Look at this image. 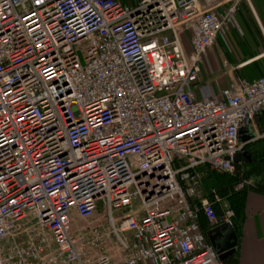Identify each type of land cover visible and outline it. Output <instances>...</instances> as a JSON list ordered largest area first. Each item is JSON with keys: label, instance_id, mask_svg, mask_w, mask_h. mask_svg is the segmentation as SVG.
Segmentation results:
<instances>
[{"label": "built area", "instance_id": "2783aa9c", "mask_svg": "<svg viewBox=\"0 0 264 264\" xmlns=\"http://www.w3.org/2000/svg\"><path fill=\"white\" fill-rule=\"evenodd\" d=\"M240 1L0 0V264H224L203 179L234 176L264 74L199 75Z\"/></svg>", "mask_w": 264, "mask_h": 264}, {"label": "crops", "instance_id": "0c3cea01", "mask_svg": "<svg viewBox=\"0 0 264 264\" xmlns=\"http://www.w3.org/2000/svg\"><path fill=\"white\" fill-rule=\"evenodd\" d=\"M249 3V10L252 11L253 15L249 14L248 19L241 22L242 25L239 22L238 31L241 33V39L248 42L247 47L258 46L254 45L251 39V34H255V39L264 48V0H249ZM252 23L253 26H251ZM184 46L187 50L189 49L187 43H184ZM249 64L241 65L239 70L246 68ZM202 65L203 61L201 68H203ZM257 78L253 77L248 81ZM208 90L211 95L217 96V93H213L209 87ZM245 127H247L249 136L246 147L241 153L240 165L248 162L246 167L249 168L250 162H254V165H260L257 163L263 160L260 165L261 170L247 178L250 179L252 186L237 191L233 185H231L232 187L223 186V198L230 208V200H233L234 203L235 200H239L238 205H240L237 209V222H240L241 228L237 246L232 253L236 256V264H264V192L255 191L256 184L264 182V114L255 117ZM242 140L244 139L242 138ZM240 176L236 179L237 182L242 179V175Z\"/></svg>", "mask_w": 264, "mask_h": 264}, {"label": "rangeland", "instance_id": "374dc122", "mask_svg": "<svg viewBox=\"0 0 264 264\" xmlns=\"http://www.w3.org/2000/svg\"><path fill=\"white\" fill-rule=\"evenodd\" d=\"M123 1L132 2L133 0ZM245 5L248 6V10L244 8ZM249 8L245 0L239 2L238 9L231 18V24L222 26L221 35H219L216 42L203 58V68H201L199 75V84L207 88L209 87L213 93L218 94L235 80H250L253 77L257 78L264 74V48L260 45L261 43L255 39V34H251L252 42L258 46L247 47L248 42L241 39V33L238 31L240 28L239 22L240 24L242 22L240 15L242 17L248 13L253 15ZM251 26H253V23ZM187 40L188 35L184 34V41ZM246 63L250 64L246 68L239 70V67ZM239 135L240 138L247 141L249 136L247 127H243ZM226 256L225 254L220 255L218 259L223 261Z\"/></svg>", "mask_w": 264, "mask_h": 264}, {"label": "trees", "instance_id": "16d2710c", "mask_svg": "<svg viewBox=\"0 0 264 264\" xmlns=\"http://www.w3.org/2000/svg\"><path fill=\"white\" fill-rule=\"evenodd\" d=\"M244 8H246L248 10V6H244ZM247 10H245V12H247ZM246 16L249 17V13L245 16H241L240 15V18L242 19V21H246L248 18H246ZM263 163V160L262 161H259L257 164H262ZM241 163H237L235 164L236 166V172H235V176H226V175H219V174H216V173H213V172H209L207 171L205 173V178L203 179V184H204V188H205V191L207 192L208 189L212 186H214L218 192L220 193L221 196H223V186H231V185H234L235 183H237V180L238 177L240 178L242 175V178H248L249 176H251L252 174L254 173H259L260 170H261V166L260 165H254V162H250L249 164L250 167L247 168L246 165H248V162L247 163H243L242 165H240ZM237 176V177H236ZM232 187V186H231ZM256 189L255 191L259 192V193H263L264 192V182H260V183H257L256 184ZM225 195V194H224ZM239 204V200H235V203L233 202V200H230V205H231V209L233 210L235 216L232 220V225L235 229V232H236V236H237V239L239 238V233H240V222L238 223L237 221V209L239 208L238 205ZM216 213L217 215L219 214V210L218 208L216 209ZM201 222V225L203 228H206L205 226V222L200 221ZM224 264H236V256L235 254H231L228 258H226V260L223 261Z\"/></svg>", "mask_w": 264, "mask_h": 264}, {"label": "water", "instance_id": "95a60500", "mask_svg": "<svg viewBox=\"0 0 264 264\" xmlns=\"http://www.w3.org/2000/svg\"><path fill=\"white\" fill-rule=\"evenodd\" d=\"M241 141L242 138H240ZM234 163H239L241 161V155L236 154L233 158ZM209 243L213 248L217 256L227 255L228 258L237 246V236L235 229L231 223H224L218 225L208 233ZM226 258L224 260H226Z\"/></svg>", "mask_w": 264, "mask_h": 264}]
</instances>
